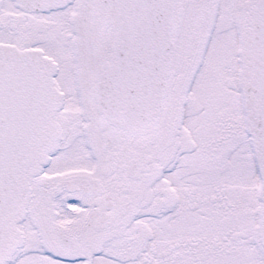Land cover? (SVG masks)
I'll list each match as a JSON object with an SVG mask.
<instances>
[{"label": "snow or ice", "instance_id": "6c2138e0", "mask_svg": "<svg viewBox=\"0 0 264 264\" xmlns=\"http://www.w3.org/2000/svg\"><path fill=\"white\" fill-rule=\"evenodd\" d=\"M0 264H264V0H0Z\"/></svg>", "mask_w": 264, "mask_h": 264}]
</instances>
